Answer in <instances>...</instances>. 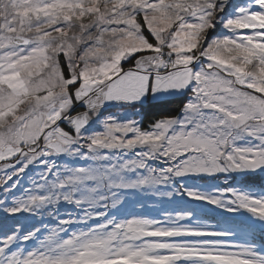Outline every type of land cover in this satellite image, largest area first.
I'll return each instance as SVG.
<instances>
[{
  "label": "snow or ice",
  "instance_id": "obj_1",
  "mask_svg": "<svg viewBox=\"0 0 264 264\" xmlns=\"http://www.w3.org/2000/svg\"><path fill=\"white\" fill-rule=\"evenodd\" d=\"M0 161V264H264V0H0ZM142 193L184 206L129 212ZM61 201L84 215H17Z\"/></svg>",
  "mask_w": 264,
  "mask_h": 264
},
{
  "label": "rangeland",
  "instance_id": "obj_2",
  "mask_svg": "<svg viewBox=\"0 0 264 264\" xmlns=\"http://www.w3.org/2000/svg\"><path fill=\"white\" fill-rule=\"evenodd\" d=\"M237 3H243L244 0H235ZM147 105V104H146ZM82 111V110H81ZM141 110L134 109L132 107H120V106H113L108 109V111L105 113V115H115L119 119H134L141 122L140 117ZM97 128H99V125H96ZM11 161H0V176H3L5 171H10V169H4L3 165H6L10 163ZM66 160H60L57 159V163L63 164L66 163ZM115 162V161H114ZM82 164V162H81ZM80 166V165H78ZM42 167L41 166H33L29 165V168L25 170V173L20 175V184L18 188L15 190L16 195L20 196L23 195V189L25 188H32L33 180H39V173L41 172ZM235 175V174H233ZM264 178V177H263ZM17 179V177H13V180ZM225 179L224 174L220 175V181L218 183H221V186L224 187L226 185L223 184V181ZM264 180V179H263ZM12 181H8V184H11ZM203 183V182H201ZM228 183L235 184L233 181L229 180ZM256 190L259 191L262 187L255 186ZM3 188H0V198H3ZM126 199H129V197H126ZM132 203L129 205L128 211L131 213H143L146 216L149 217H156L157 219L162 218L164 209H167L168 211H171L176 208L183 207L184 205L179 203H171L163 198H154L148 193H142L140 195H132L130 197ZM175 199V198H174ZM139 200L143 203L144 207H141L139 203H136V201ZM87 207V206H85ZM90 211V209H89ZM49 212L53 214H49ZM4 213L0 212V222L4 219ZM18 216H23V224L29 228L31 227H41V221H43V224H46L49 229L56 228L58 226L57 222L58 220L63 219H77L78 217H82L84 215V209L76 207L72 203H68L65 201H61L59 204L55 205L54 208H49L47 211H44L41 213V215L32 217L27 213L24 214H17ZM231 214L225 213L222 216H217L215 219H209L205 218V222L208 224L216 225L218 222L222 226H227L231 223L229 217ZM12 220L9 219V223H11ZM78 227H82V225L74 226L70 230H77ZM43 231V228H42ZM47 233H45L46 235ZM255 236L257 239V242H260V233L259 230H256Z\"/></svg>",
  "mask_w": 264,
  "mask_h": 264
},
{
  "label": "trees",
  "instance_id": "obj_3",
  "mask_svg": "<svg viewBox=\"0 0 264 264\" xmlns=\"http://www.w3.org/2000/svg\"><path fill=\"white\" fill-rule=\"evenodd\" d=\"M179 107H180V101L176 100L175 102L169 103V104L151 103V104L145 105L142 108L137 106L134 109L141 110L140 112L141 125L143 127H147L151 120L156 119L161 115H172V116L179 115V111H178ZM263 179L264 178L261 177L260 175H256L251 179L250 182L254 186L264 187Z\"/></svg>",
  "mask_w": 264,
  "mask_h": 264
}]
</instances>
